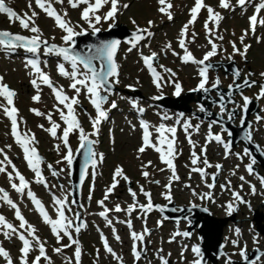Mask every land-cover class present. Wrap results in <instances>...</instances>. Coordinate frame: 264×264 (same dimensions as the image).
<instances>
[{
	"label": "rangeland",
	"instance_id": "374dc122",
	"mask_svg": "<svg viewBox=\"0 0 264 264\" xmlns=\"http://www.w3.org/2000/svg\"><path fill=\"white\" fill-rule=\"evenodd\" d=\"M5 2L7 6L21 15L24 12H28L31 15V11L35 10L38 13L36 24L43 33L42 39L49 41L50 44L54 43L58 46H64L61 40L64 33L55 25L53 18L48 17L42 10L36 7L34 0L31 10L28 8L29 0H5ZM167 2H170L173 6L169 11L176 16V20L173 23L167 19L165 14L158 11L162 7L158 3V0H120L121 5L128 4L129 7L126 9L120 8L115 23H123L129 30H136L137 26L141 29L147 28L148 21H153L150 28L153 35L141 41L137 45V48L131 52L128 51V48L131 47L130 44L122 43L120 45L116 55L119 83L112 85V95L109 96L108 103L104 105V108L109 109L111 101L114 100L117 103V108L111 109L108 119L102 121L99 135L89 136L90 139L97 141L93 145V150L97 154H103L104 159L98 163L95 170L91 169L88 171L87 180L83 184L79 196V204H83L84 208L80 209L78 205L73 206V213L80 211L81 219L87 225V227L82 228L80 233H73L74 238L78 239L80 243L82 251L81 264H121V261L116 260L104 250L100 233L106 235L110 247L117 256L122 258V264H161L157 256V250L159 249H163L160 255L165 256L169 260V264H191L193 259H195L191 247L197 246L199 242L196 229L190 233L189 237L177 236L175 240L169 242L177 231L181 233L186 231L189 224L188 221L180 220L176 224L173 219L165 220L157 208H153L152 211L146 214L137 209L131 216L123 211L120 213L110 212L109 218L113 220V225L109 226L105 219L98 214L103 209L98 205L97 201L104 198L106 189L113 182V173L117 166L123 169L124 174L129 177V182L120 179L117 188L109 196V199L105 201L109 209H113L117 204L122 209H126L128 205L133 204V198L128 191L129 188L137 193V200L140 204L147 203L146 198L140 192L141 185H143L146 191L151 193L154 205H166L170 203L164 199L162 193L166 191L163 185L168 182L171 171L167 170L166 166L161 163L159 154L154 150L148 149L144 154H139L137 151L142 143V129L139 125L141 119L149 122L152 126L164 123L167 126H176L177 128L176 148L178 154L174 159V164L176 173L180 179L172 183L171 191L173 198L171 203L174 206L169 208L179 210L175 211L173 216L178 217L183 214L179 206H190L193 204L207 207L215 217L230 216L227 205L232 203L236 210L231 215H235V220L228 222L223 229L222 240L224 242L225 254L219 259L218 264H227L229 259L231 261H244L245 259L240 255L241 249H245L246 254L247 252H252L251 256L257 255L258 251H264V234H261L260 230L257 229L255 221V214L260 213L262 217L261 224L264 226V189L258 179V177L264 176L263 169L256 162L253 165V169L255 166L257 171L254 169V173L249 175L245 166L251 162V157L244 156L243 160H241L236 155L230 154L225 158L222 145L216 142L208 143L206 137L210 123L201 117H194V112L200 110L195 101L189 102V106L194 112H185L183 117L184 120H190L193 125L189 129L191 140L195 142V147H193V144L189 143L183 128L176 124V120L179 117L178 112L173 109L176 101L171 99L165 100L166 96L176 98L174 85L165 83L162 89L158 90L152 83V77L141 59V52L144 55H150L152 52L158 53V60L154 61L157 71L161 72L165 80L169 79L170 74L164 72L159 65H164L175 72L176 76L173 79L181 84V95L185 91L196 88L199 83V66L196 64H185L179 56L172 54L174 50L176 53L184 55L178 43L179 33L183 25L190 19V9L194 6L195 0H166ZM219 2L220 0H205L207 5L211 6L223 17L217 29V34L223 36V40L214 39V42L219 46L218 52L216 56L210 58L206 63L224 61L226 66L220 67L217 71L209 70V81L206 87L211 86L217 79L224 87L241 84L245 78L255 80L256 82L251 87H246L243 90L235 92L234 103L228 105L223 114L220 112V107L215 104H211L210 108L224 119L227 118L228 113L232 109L239 110V114L235 119V123H238L242 115V97L248 96L256 100L258 107L255 113L251 114L248 118L252 121V139L264 151V98L257 99L260 86L263 85L264 81V76H261V73H264V26L258 25L255 34L249 32L245 36L244 43L241 44L240 37L244 34L245 30L249 29L248 18L254 13V5H248L246 9L236 6L235 10H231L219 7ZM235 2L236 0H232L234 5ZM258 2L259 0H254V3ZM53 6L61 14L67 11V19L73 25L79 24L85 29L88 28V25L80 19V8L73 9L67 3V0L63 4L54 3ZM107 10L108 6L102 12H106ZM259 17H264V10L261 11ZM207 19L208 12L206 9H202L196 23L189 28V39L191 32L194 31L197 34L195 42L188 44L189 50L196 59H202L203 54L210 50L204 27ZM133 20L136 21V24L132 23ZM110 23L112 22H102L97 27L102 30L107 29ZM213 26L212 23H209L210 28ZM0 30H8L25 36L33 35L29 31L22 29L18 22L10 23L6 14H0ZM76 30L79 31L80 28ZM88 31L91 32L90 29ZM174 31H177V33H173ZM125 34L128 35V33L124 32L117 37H124L126 36ZM233 42L241 52L244 50L245 44L249 45L247 53L244 56H241L238 52L234 53L232 48ZM169 43H171L172 48L170 50L165 49V45ZM40 56L44 57L41 61L42 69L49 74L54 84L57 87L63 86L68 96H74V91L69 88L71 81L61 76L57 70L58 63L63 62L62 59L55 55H44L43 48L40 51ZM29 57H32V54L22 49L10 53L0 48V75L4 76V82L18 94L14 98V104L19 110V116L23 119L20 128L22 131H30L35 134L38 141L36 147L44 161L41 165L43 174L48 179L49 186L55 185V187L51 188V192H49L43 185L34 182V173L27 167L23 159L22 150L15 143L11 135L10 120L3 114L2 110H0V148L12 145L11 149L5 148V152L12 159L19 171L26 178H30L32 191L42 201L49 215L55 219L57 217L52 203V193L60 198L67 196L69 202L73 199L69 186L70 174L68 166L63 162L60 164L56 163L62 159L66 149L61 145L60 152L55 150V145L60 144V141L54 139L48 132L39 127V125H44V128L50 127L48 120L45 117L36 116L31 109H39L45 113L51 112L53 119L61 124V129L64 127V124L60 120L59 113L54 108V105L57 103L54 95L47 86H42L41 101L39 103L33 102L32 96L35 95V89L30 84V80L33 77L29 75L31 69L25 68L26 58ZM45 62L47 64L46 67ZM65 67L71 71L70 64L65 62ZM234 70L240 72L239 78L235 77ZM211 95L217 98L215 92H211ZM154 96H161L162 99L153 100L152 97ZM194 97L197 98L198 95L195 94ZM214 98H212V101L215 100ZM79 100L80 104L76 108L78 119L85 132L90 134L93 131L90 117H95L96 112L83 91L79 96ZM133 101L139 107L145 109L143 114H139L137 109L133 107ZM3 103L6 102L3 98H0V104ZM164 114H167L171 118L162 120L161 117ZM257 117H260V119L258 120ZM133 125H135V128H133ZM197 125H199L198 131L195 127ZM223 129L224 127L220 124L217 126L213 125V128H211L213 133L221 134L224 140L228 141L227 132L223 131ZM151 130H153L155 137L154 128ZM60 134L61 132L58 130V135ZM78 136V132H75L69 137L74 153H76L80 143ZM205 144H207L206 157L213 167L206 168L207 175L202 178L199 173L191 171L194 167L191 164V159L193 151L203 159L201 148ZM244 150L245 146L241 142L231 147L232 153L243 155ZM0 159H3L2 155H0ZM148 161L152 162V166L147 169L142 168V164H146ZM48 164L53 165L58 172L60 169H65V171L58 177H53L47 168ZM216 164H220L222 168L218 170L215 167ZM196 166L205 167L202 163ZM161 168H165V171L161 172ZM9 170H11L10 166ZM145 170L150 173L147 179L141 174ZM93 171L96 173L94 178L92 176ZM213 174L217 175L215 181L212 179ZM241 176L245 177L244 181L240 180ZM154 180H159L160 184L153 183L152 181ZM229 181L230 186H228ZM207 183H214L215 186L209 189L206 186ZM61 185L63 188L60 187ZM185 185H191V188L185 187ZM221 185H226V187L222 189ZM241 185H243L242 188ZM250 185H255V194H252ZM0 187L9 192L13 201L20 206L25 218L37 228V235L41 240L46 241V252L53 264H68L69 258H71L72 264H75L74 252L76 245L65 248L62 253L53 251L55 247L68 244L67 237L60 244H57L54 235L51 233L50 226L43 223L42 217H40L34 205L26 196L21 199L20 195L11 188L6 174H0ZM192 189H195L197 193L211 192L213 198L201 200L198 196L192 195ZM234 191L239 192L246 203L236 201L232 195ZM90 193L91 200L88 199ZM0 214H3L13 224L18 225V221L14 217V210L3 204V202H0ZM66 214L72 217V213L66 212ZM188 214H191V212H188ZM129 219L133 224L132 229H129L126 223L119 222ZM158 221H162V224L159 226ZM145 226L151 232L150 235L145 236V243L144 245L140 244L139 248L146 247L147 250L141 260L135 262L130 249V242L132 240L130 233L131 231L141 233ZM113 227L116 229L115 233L112 231ZM236 228L240 229L239 236L235 232ZM116 235L120 236L121 239L119 241L115 239ZM233 240H238V245H233ZM0 245L10 252L14 264H19L21 242L15 238L11 241L7 240L0 233ZM185 246H187L186 251L184 250ZM97 250H99V256L97 255ZM182 252L183 255H181ZM38 254V249L34 248L29 254V261L31 262ZM0 264H6V261L2 257H0ZM41 264H47V261L42 258ZM206 264H211V262L208 260ZM257 264H264V255L260 257Z\"/></svg>",
	"mask_w": 264,
	"mask_h": 264
},
{
	"label": "snow or ice",
	"instance_id": "6c2138e0",
	"mask_svg": "<svg viewBox=\"0 0 264 264\" xmlns=\"http://www.w3.org/2000/svg\"><path fill=\"white\" fill-rule=\"evenodd\" d=\"M33 0H29L28 8L32 9ZM65 0H34V3L37 8L42 10L48 17L53 18L55 25L64 33L61 37L64 46H58L54 43L50 44L49 41L42 39V30L36 24V18L38 13L35 10L31 11V15L28 12H24L23 15L18 14L11 7L6 5L5 0H0V14H6L10 23H19V26L32 33L31 36H25L22 34H13L7 30H0V48H3L7 52H15L18 49H22L30 54H32V58H26L25 68H30L31 71L29 75L33 78L30 80L31 86L35 89V95L32 96L33 102L39 103L41 101V92L42 86H47L54 95L56 100V105L54 108L56 112L59 113L60 120L63 122L64 127L61 129V124L57 123L53 119V114L51 112L45 113L40 111L39 109H31V111L40 117H45L50 127L44 128V125H39L40 128L44 129V131L48 132L51 137L60 141V144L55 145V150L60 152L61 145L66 149L64 152L62 159L58 160L56 163H66L68 166L69 174H71V168L74 162V157L76 154L80 152L82 149H86L83 152L85 157L84 159V167L81 172V182L85 179V175L87 174V170L89 167L95 170L97 168L98 162H102L104 157L103 154H97L93 150V145L97 143L96 140H92L89 136H98L100 132V124L102 121L108 119L109 111L111 109L117 108L116 101H111V105L109 109L104 108V105L108 103L109 96L112 95V85L119 83V72L118 65L115 61V55L121 44L119 40H111V41H101L97 45H92L88 48L87 53L81 54L75 48V38L81 35L86 34V32L90 29L93 35L99 33L101 29L97 27L102 22H109V28L115 26V21L117 19L118 12L120 8H128V4L120 3V0H67V3L73 8L81 9L80 19L88 25V28L85 29L79 24L73 25L72 22L67 19L68 13L64 11L63 14L59 13L56 8L53 6L54 3L63 4ZM158 3L162 5L158 9L162 14L167 16L169 21L173 20V13L169 11L173 6L170 2L166 3V0H158ZM254 5V13L251 15L249 19V29L245 30L244 34L240 37L241 44L244 43L245 36L251 32L255 34L257 31V27L264 26V17H259V14L262 10H264V0H259L258 3H254V0H236L235 5L232 3V0H220L219 7L223 9H231L235 10L236 6H239L241 9H246V6ZM108 6V10L106 12H102V10ZM202 9H206L208 12V19L205 21V31L208 37V44L210 45V50L207 51L202 59H196L192 52L188 48V44L194 43L196 39V33L193 31L190 34L189 39V28L194 25L198 19V16ZM223 19L219 12H216L211 6L205 3V0H195L194 6L190 9V19L185 23L179 33V47L183 50L184 55L180 56V59L183 63H193L199 66L198 75L200 77L199 83L196 88L192 89V91H203L207 93L209 88L206 87L209 81V70L212 68L210 63H206L210 60V58L217 55L218 45L214 42V39L223 40V36L217 34V29L219 27L220 21ZM133 24H136V21H132ZM209 23H212L214 26L209 27ZM153 24V21H148L147 28H139L137 26L136 31L132 34L131 38L127 41L131 45L128 48V51L131 52L133 49L137 48V45L145 40L148 37H151L153 33L150 31V28ZM80 28L79 31L76 29ZM249 45H244V50L241 52L239 48H237L236 44L232 43V48L234 53H239L241 56H244L247 51ZM43 48L44 55H55L60 57L63 62L58 63L57 70L58 73L68 78L71 83L69 88L74 91L75 95L70 97L65 92L63 86L57 87L49 74H47L41 67L40 60V51ZM171 43L165 45V49H171ZM163 51V50H162ZM173 55L179 56V53H176L174 50L172 52ZM141 59L143 60L144 65L148 69L151 77L152 83L159 90L162 89L165 83H171L175 88V95L180 96L182 92V86L179 82L174 80L173 78L176 76V73L171 69L166 68L164 65H159L164 72L169 73V79L165 80L164 76L161 72L157 71V67L154 65V61L158 60V53L152 52L150 55H144L142 52L140 53ZM94 61H99L100 66L97 68ZM65 62L70 64L71 71L67 70L65 67ZM47 66L45 62V67ZM83 69V70H82ZM236 78L240 77V72L237 70L234 73ZM251 75V74H250ZM261 76H264V73H261ZM4 76L0 75V98L6 103L0 104V110L3 111V114L10 120L11 123V135L13 136L15 143L20 147L23 153V159L25 160L27 167L34 173L36 184L43 185L45 189L51 192V188H54L55 185L49 186L48 179L44 176L41 165L44 163L42 157L40 156L36 144L38 141L36 140V136L34 133L30 131H22L20 128V124L23 123V119L19 116V110L15 107L14 98L17 97V93L15 90L11 89L10 86L4 82ZM219 80L217 79L211 87L213 89L219 86ZM255 84V81H249L247 78L244 79L243 84H235L237 89L242 87H251ZM131 87V86H129ZM230 88L233 85H229ZM82 91L87 96L89 102L94 107L96 115L95 117H90L92 129L93 131L89 134L86 133L84 128L81 126V123L78 119V114L76 111L77 106L80 104L79 96ZM242 95V94H241ZM243 110L246 112L248 110V106L251 103V100L248 96H243ZM264 98V85L260 86V91L257 95V99ZM153 100L162 99L161 96L152 97ZM224 100V97L221 96V101ZM62 106V107H61ZM133 107L137 109L139 114H143L145 109L139 107L138 104L133 101ZM66 110V111H65ZM200 111L204 112L205 108L203 106L200 107ZM226 111V107L223 103L220 104V112L223 114ZM234 113H228V119H233ZM162 120H168L169 117L167 114H164ZM259 120L260 117H257ZM183 121V122H182ZM218 123L217 121H213L212 124ZM243 124V120L241 121ZM176 124L180 125L184 132L187 135L188 141L190 144H193L195 147V142L191 140V133L189 129L193 127L190 120H184L183 114H180L176 120ZM140 128L142 129L141 140L142 143L140 147L137 149L139 154H144L146 150L152 149L159 154V159L162 164L166 166L167 170L171 171V176L167 183L163 185L166 189L165 192L162 193L164 199L172 202V183L173 181H178L180 177L176 173V168L174 164V159L178 154L176 148V126H167L164 123H160L158 126H152L149 122L141 119L139 122ZM196 130H199V125L195 126ZM212 125H209V131L206 137L208 143L216 142L223 146L225 151V158L230 154L236 155L238 158L243 160L244 156L252 157V153L246 148L244 150L243 155L240 153H232L231 152V141H225L221 134H215L211 130ZM135 128V125H133ZM155 137L153 134V129ZM58 130H60L61 134L58 135ZM226 131L228 136H232V132L227 129H223ZM78 132L79 136V148L76 153L73 152V149L70 145L69 137L71 134ZM249 141H251L252 136L251 132L248 135ZM12 145H6L5 148L11 149ZM5 148H0V155L3 156V159H0V174H6L7 180L10 183L11 188L20 195L21 199L25 196L28 200L32 202L35 209L39 213L40 217H42V221L44 224L50 226L51 233L54 235L57 244L67 237L69 243L63 244L59 247H55L53 249L56 253H62L65 248H70L73 245H76L74 258L75 264H81V247L78 239L74 238L73 233H80L82 228L87 227L86 223L81 219V212L76 211L73 213V206H77L80 209L84 208L83 204H78L76 199H72L70 202L67 196L63 198L57 197L54 193H52V203L55 207L56 217L53 219L48 211L46 210L42 201L37 197L36 193H34L31 189V183L25 176L19 171L17 166L13 163L12 159L5 152ZM207 152V144L202 146L201 156H198L195 151L192 152L191 164L194 166L191 171L195 173H199L201 177H205L207 175L206 168L213 167L206 157ZM202 163L205 167L196 166ZM256 159L252 158L251 162L248 163L246 167V171L249 175L254 173L253 165H255ZM9 166L11 170H9ZM152 166V162L148 161L146 164H142V168L147 169ZM215 167L219 170L222 168L220 164H216ZM239 167V165H237ZM48 170L51 173V176L58 177L61 173L65 171V169H60L59 172L53 167V165H47ZM161 172L165 171V168L160 169ZM142 176L147 179L150 173L145 170L142 171ZM235 174V173H233ZM95 171L92 172L93 178L95 177ZM119 178V179H118ZM216 175L213 174L212 179L215 181ZM120 179L129 182V177L124 174V171L121 167L117 166L113 173V182L106 189L104 198L102 200L97 201L98 205L103 209L98 214L105 219L109 226L113 225V220L109 218L110 212L120 213L125 212L127 215L131 216L133 212L137 209H140L143 213H148L153 210V208H160L158 205H154L152 201L151 193L146 191L143 185L140 186V192L144 195L147 200V203L140 204L137 200V193L133 191L131 188L128 189L131 197L133 198V204L128 205L126 209H122L119 204L115 205L113 209H109L105 201L109 199V196L113 193V191L117 188L120 183ZM259 182L262 186H264V176L258 177ZM241 181L245 180L244 176L240 177ZM18 181V182H17ZM155 184H160L159 180L152 181ZM209 189L213 188L214 183H207L206 185ZM228 186H230V181L228 182ZM63 188V186H60ZM185 187L191 188V185H185ZM226 185H221V188H225ZM243 185H241V188ZM252 194L256 193L255 185H250ZM192 195L198 196L201 200L203 199H212L211 192L205 193H197L195 189H192ZM234 199L239 201L240 203H246L243 197L239 192L232 193ZM91 193L89 194L88 199L91 200ZM0 202L6 204L10 209L14 210L15 220L18 221V225H14L10 222L3 214H0V233H2L3 237L7 240H13V238L18 239L21 242V247L19 249V264H41V259L47 261V264H53L51 258L47 255L46 252V241L41 240V238L37 235V228L31 224L23 215L20 206L13 201L10 197L8 191H6L3 187H0ZM192 207H196V205H192ZM162 210V209H161ZM179 209H172V211H178ZM228 214L231 215L234 208L232 203L227 205ZM205 211H207L205 209ZM72 213V217L66 214ZM164 219H168V217H164ZM120 223H126L129 229L133 228L132 221L129 219L127 221H119ZM158 226L162 224V221H158ZM179 223V221H177ZM146 225V220H145ZM113 233L116 232V229L112 228ZM151 230L146 226L143 229V232L137 233L136 231H131L130 235L133 243L132 254L136 261H140L144 253L146 252V247H140L138 249L137 243L140 242L141 245L145 243V236L150 235ZM235 232L237 236L240 234V229L236 228ZM177 236L189 237V232H179L173 234L169 242H172L176 239ZM101 239L103 241V247L106 252L111 254L116 260L121 261L122 258L117 256L114 250L110 247L109 242L106 237H104L103 233H101ZM116 240H120V236H115ZM238 240H233V245H238ZM35 249H38V255L35 256L34 259L29 261V254ZM246 248V246H245ZM184 250H187V246H185ZM163 249L157 250V256L160 260L161 264H169V260L160 255ZM191 251L194 254L195 259L191 262V264H203V253L199 246H192ZM223 254V253H222ZM97 255L99 256V250H97ZM170 255V254H169ZM183 255V252L181 253ZM241 257H243L246 261L248 260L245 249H241L240 251ZM0 257H2L6 264H14L13 258L10 255V252L6 250L2 245H0ZM260 259L258 255L255 260L251 261V264H257V261ZM68 264H72L71 258L68 260ZM227 264H233L231 259L227 261Z\"/></svg>",
	"mask_w": 264,
	"mask_h": 264
},
{
	"label": "water",
	"instance_id": "95a60500",
	"mask_svg": "<svg viewBox=\"0 0 264 264\" xmlns=\"http://www.w3.org/2000/svg\"><path fill=\"white\" fill-rule=\"evenodd\" d=\"M136 30H129L123 23H115V26L112 28H109L107 30H101L99 33L93 35L90 32H87L84 35L78 36L75 38V48L78 52L81 54L87 53L88 48L92 45H97L101 41H111V40H119L122 42L127 43V41L131 38L132 34ZM11 32V31H10ZM124 32L128 33V35L124 37L118 38L117 36L120 34H123ZM13 34H19L14 33ZM128 44V43H127ZM121 45V44H120ZM119 45V46H120ZM119 49V48H118ZM118 52V50H117ZM116 52V55H117ZM115 55V58H116ZM116 61V60H115ZM97 68L100 66L99 61H94ZM212 68L215 70L218 69L222 65H226V63H211ZM237 70H234L233 73H235ZM243 84V83H241ZM264 84V83H263ZM245 87L237 89L235 86L232 88H221L218 86L217 88L213 89L212 87L209 88V91L207 93L203 91L197 92L199 95V98L196 100L198 105L201 107L203 106L205 108L204 112L197 113L198 116L201 118L207 120L211 119L213 121H217L219 124L223 125L225 129L232 132V136H228L229 141H231L232 146H236L239 142H242L245 145V148L249 150V152L252 153L251 158H255L256 162L262 167L264 170V152L261 150L259 145H257L255 142L249 141L248 135L250 131L251 121L248 119V116L256 111V102L251 100V103L248 106V110L245 112L243 110V114L241 117L240 122L237 124L234 123L235 118L237 117L238 110L232 109L230 112L234 113L233 119L229 120L224 119L220 117L218 114L213 113L210 109L211 104H217L220 106L221 103L227 107L229 104L234 103V94L237 91H240L244 89ZM211 91H216L218 99H215L212 101V97L210 96ZM196 92H187L183 94L182 96L178 97L177 99H171L176 101V105L173 106V108L183 111H191V108L187 105V103L190 100H193V95ZM221 96L224 97V100L221 101ZM186 97V98H185ZM169 100L170 98L165 97V100ZM182 100L181 102H177L178 100ZM204 99L207 101L205 102ZM243 120V124L241 121ZM252 136V134H251ZM86 149L80 150L78 154L74 157V162L71 168V174L70 178L71 181L69 182L71 189H72V195L73 198L78 201L79 204V196L82 189V185L85 182L87 178V174L85 175V179L83 182H81L80 176L81 172L84 167V155L83 152ZM90 168V167H89ZM88 172V170H87ZM264 188V186H263ZM160 206V208H157L158 211H160L162 214H164L168 219H173L174 222L177 224V221H188L189 226L186 229V232L191 233L194 229L197 230L199 235V247L201 249V252L203 253V264H206L208 260L211 261L212 264H218L219 259L222 255L225 254L224 248V242L222 241V234L224 227L228 224L230 220H234V216L230 217H215L212 212L200 205H196V207L192 206H179L181 209L182 215L178 217H174L171 206H174L173 203H168L166 205L161 204H155ZM162 209V210H161ZM205 209L207 211H205ZM188 212H191V214H188ZM259 215V216H257ZM261 214L256 213L255 214V221L257 229L260 230L262 234H264V226L261 224ZM223 253V254H222ZM252 252H247L248 260L244 261H235L233 260V264H251V261L255 260L256 257L259 255H264V251H258L257 255L251 256ZM251 254V255H250Z\"/></svg>",
	"mask_w": 264,
	"mask_h": 264
},
{
	"label": "bare ground",
	"instance_id": "6f19581e",
	"mask_svg": "<svg viewBox=\"0 0 264 264\" xmlns=\"http://www.w3.org/2000/svg\"><path fill=\"white\" fill-rule=\"evenodd\" d=\"M176 20V16L175 15H173V20H171V22L173 23L174 21ZM173 33H177V31H174ZM172 33V34H173ZM16 54H17V52H16ZM27 55V54H26ZM180 56H182V54L181 53H179V57ZM203 56H204V54H203ZM41 59H43L42 57H41ZM189 64H193V63H189ZM130 103H131V101H130ZM236 171V170H235ZM181 176H183V174H181Z\"/></svg>",
	"mask_w": 264,
	"mask_h": 264
}]
</instances>
